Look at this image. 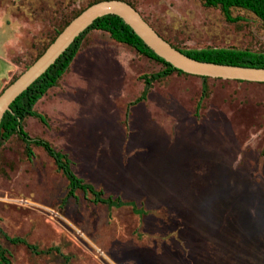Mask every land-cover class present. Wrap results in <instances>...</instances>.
<instances>
[{
    "label": "rangeland",
    "instance_id": "obj_1",
    "mask_svg": "<svg viewBox=\"0 0 264 264\" xmlns=\"http://www.w3.org/2000/svg\"><path fill=\"white\" fill-rule=\"evenodd\" d=\"M94 0H0V93L67 21ZM161 36L183 50L264 52V22L251 13L227 23L200 0H126ZM108 33L90 31L58 86L35 105L46 125L23 129L66 153L74 173L104 197L93 204L40 147L27 158L12 136L0 147V235L11 264H264V83L171 74Z\"/></svg>",
    "mask_w": 264,
    "mask_h": 264
},
{
    "label": "trees",
    "instance_id": "obj_2",
    "mask_svg": "<svg viewBox=\"0 0 264 264\" xmlns=\"http://www.w3.org/2000/svg\"><path fill=\"white\" fill-rule=\"evenodd\" d=\"M100 1L105 0L92 1L85 8L79 10L72 17V19L79 15L87 7ZM119 1H124L135 9L134 5L131 2L126 0ZM200 2L202 3L204 8H218L224 17V20L230 24H236L237 22L242 20L241 17L232 16L233 10H242L251 13L257 19L264 22V0H200ZM143 19L147 22L145 18ZM70 21H67L60 29L57 30L55 35L50 39L47 46L36 57V59L45 51L48 45L53 42L56 36L65 28V26H67ZM93 30L108 33L109 37L112 40L131 47L140 55H143L149 58L150 60L158 62L163 66L162 70L151 74L150 76L142 77L144 81V88L139 97H137L134 101L128 103L125 111V122L127 121V117L129 115V109L132 106L146 100L152 82L165 79L173 73L179 75H188L182 72L181 70L174 68L172 65L158 57L151 49H149L142 42V40L133 32V30L123 22L122 19L115 15L103 16L101 18L96 19L87 29H85L66 49V51L55 61V63L51 65L44 74H42L35 82H33L22 94H20L12 102V104L10 105V111L5 112L0 123V147L3 143L7 142L12 136H17L23 144L24 153L27 158H31L34 155L31 149L32 146L42 148L45 154L52 159L57 171L60 172L61 175L67 181V192L64 197V201L69 198H74L76 192L81 191L85 196H91L90 201L93 204H104L108 208H121L123 206H130L133 212L138 214L139 212L141 213V210L137 209L133 202H125L119 197H104V192L102 190L95 189L91 184L86 183L83 179L79 178L74 173L71 168V160L66 153L56 150L46 140L40 138H31L28 133L23 129V121L28 117L38 119L43 125L47 124L45 116L41 115L35 110V105L47 94L49 90L58 86L64 75L69 70L72 62L78 55L84 38L90 31ZM156 33L175 49L181 51L186 56L201 62L250 68H264V52L251 51L248 49L216 47L205 48L200 50H183L169 42V40L161 36L159 32L156 31ZM16 78L17 77L12 78L8 85H10ZM199 78L202 80V92L200 99L197 103L195 112L196 114L198 113L199 104L207 96L208 89L206 86V82L209 77ZM238 82L241 83L243 81ZM262 154L264 155V146L262 149ZM0 235L3 236L8 242L13 245H25L32 253L36 255L50 254L52 251H56L57 253H59L58 247H50L46 250H40L36 245L27 243L23 238H10L2 231L1 228ZM62 258L65 261V264H67L70 260V258L66 255H62ZM0 264H11L7 250L3 249L1 246Z\"/></svg>",
    "mask_w": 264,
    "mask_h": 264
},
{
    "label": "water",
    "instance_id": "obj_3",
    "mask_svg": "<svg viewBox=\"0 0 264 264\" xmlns=\"http://www.w3.org/2000/svg\"><path fill=\"white\" fill-rule=\"evenodd\" d=\"M115 15L123 20L158 57L182 72L199 77L264 83V68H250L201 62L172 47L124 1L97 2L73 18L45 51L0 94V123L12 102L35 82L96 19Z\"/></svg>",
    "mask_w": 264,
    "mask_h": 264
}]
</instances>
